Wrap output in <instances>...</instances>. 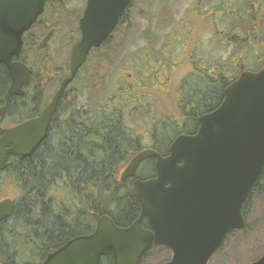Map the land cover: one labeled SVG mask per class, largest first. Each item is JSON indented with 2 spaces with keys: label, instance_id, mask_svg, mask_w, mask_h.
I'll list each match as a JSON object with an SVG mask.
<instances>
[{
  "label": "trees",
  "instance_id": "obj_1",
  "mask_svg": "<svg viewBox=\"0 0 264 264\" xmlns=\"http://www.w3.org/2000/svg\"><path fill=\"white\" fill-rule=\"evenodd\" d=\"M69 1L48 0L45 13L25 34L20 59L33 70L31 83L23 95L10 98L2 121L0 117V136L7 125L40 115L61 80L70 73L69 59L59 62L45 46L60 30L69 11H72V32L67 45L72 47L80 38L78 22L82 9L68 10ZM137 1L131 2L105 42L91 50L62 96L47 137L33 155L24 159L10 156L6 168L0 172V200L4 187L17 192L12 198L13 213L3 221L0 231V264H41L49 252L72 238L92 233L96 227L94 213L110 215L119 226H127L138 218L139 202L128 196L120 174L146 146L142 136L127 123L126 108L130 103L136 104L133 120L148 113L151 106L144 104V100L153 97L155 90L163 91L171 84L172 63L163 59L166 55L176 59L177 54L173 48L167 52L165 48L155 50V41L148 33L157 28V12L152 11L157 8V0H139L150 7V11L141 9L139 15L149 20L144 48L151 60L144 66V72L137 75L136 83L129 84L123 78L117 92H105L117 59L136 41L134 36L140 20L132 8ZM158 2L161 3L159 16L170 14L171 0ZM204 5H210V9L202 11ZM194 7L195 11L207 14L218 41L233 49L226 58L205 57L198 49L197 57L192 55L191 71L181 79L175 96L180 118L162 130L155 126L152 132L150 147L162 154H167L177 135L192 134L198 129V116L218 107L225 88L244 70L264 66V0H226L220 5H215L214 0H194ZM167 20L159 21L158 28L162 26L160 22L167 23ZM179 41L186 48L185 40ZM250 56L256 66L246 63ZM77 82L82 85L79 89L74 86ZM10 84L8 70L0 64V107L6 104ZM79 90L82 94L87 92L86 103L80 102ZM171 128L174 135L168 132ZM152 173L139 175L145 177ZM254 196L264 198V169L243 208L246 219L250 216L247 205ZM250 231L249 225L242 231L245 241ZM225 243L214 256L221 253ZM112 263L110 254L103 257L101 264Z\"/></svg>",
  "mask_w": 264,
  "mask_h": 264
},
{
  "label": "water",
  "instance_id": "obj_2",
  "mask_svg": "<svg viewBox=\"0 0 264 264\" xmlns=\"http://www.w3.org/2000/svg\"><path fill=\"white\" fill-rule=\"evenodd\" d=\"M133 0H86L79 19L81 37L71 49L70 74L65 76L40 115L4 129L0 136V172L10 156H32L47 137L53 115L93 48L113 33ZM47 0H0V64L8 70L10 98L23 95L33 74L21 59L24 35L45 12ZM192 134L177 135L163 155L153 148L138 152L121 172L120 181L137 174L154 158L156 177L137 179L131 197L141 204L129 226L117 225L108 214L94 213L95 230L72 238L51 251L41 264H141L153 245H164L172 257L161 264H208L233 230L247 227L243 206L264 169V66L244 70L224 90L220 105L198 116ZM12 198L0 200V231L13 213ZM147 217L152 230L143 228ZM264 264V254L251 262Z\"/></svg>",
  "mask_w": 264,
  "mask_h": 264
},
{
  "label": "rangeland",
  "instance_id": "obj_3",
  "mask_svg": "<svg viewBox=\"0 0 264 264\" xmlns=\"http://www.w3.org/2000/svg\"><path fill=\"white\" fill-rule=\"evenodd\" d=\"M226 0H214L215 5H220ZM86 0H70L67 4L68 10L84 9ZM161 3L157 0V8L152 11L157 12V28L153 33H148L150 38L155 41V50L165 48L176 52V59L173 56H165L167 60H171V84L165 90H155L153 97L144 100V104H149L151 109L148 113L136 120L131 119L132 113L136 109V104L130 103L126 108L127 123L136 129L139 135L142 136L146 147L153 144L154 127L166 128L170 126V122L178 120L180 117L177 113L176 107V90L181 79L190 73L192 55L197 57L196 50L203 52L205 57L226 58L232 51L233 46L225 45L218 41L214 26L207 19V14H202V11L210 9V5H204L200 12L195 11L194 0H171L170 14L159 16ZM150 7L144 2L137 1L133 9V13L138 15L140 20V27L135 32V42L128 45V47L117 59V63L113 68L111 74L108 76L105 92H117L123 78H127L129 84L136 83V77L144 72V66L148 63L150 53L144 48L147 44L146 31L149 20L140 18V10L145 9L150 11ZM66 13L65 22L60 30L52 39L45 42L48 52L52 53L59 62L69 59L71 47L67 45L68 38L71 36L72 27L70 24V13ZM83 12V10H82ZM162 19H169L168 22L159 24L162 26L158 28V22ZM164 24V25H163ZM154 25H152L153 27ZM38 30V29H37ZM47 31L45 33V37ZM185 40L186 48L182 47ZM153 52V51H152ZM200 54V53H199ZM249 66L254 65L255 60L249 57L246 62ZM254 68V67H249ZM149 84V82H148ZM76 88H81L80 82L74 85ZM80 102L86 103L88 100L87 92L82 94L79 90ZM157 101L160 104L157 105ZM11 125H7L9 127ZM162 130V129H161ZM171 135L175 134L174 129H168ZM140 173L146 174L153 171V161L147 159L140 164ZM139 173V174H140ZM17 195L15 189L11 187H4L1 197L13 198ZM250 207V216L247 218V224L250 226V234L245 241L242 231L233 234L230 239L226 240L221 253L216 254L209 262V264H251L252 261L264 254V198L254 196ZM172 252L167 247L152 248L149 255L142 264H160L163 261L170 259Z\"/></svg>",
  "mask_w": 264,
  "mask_h": 264
},
{
  "label": "flooded vegetation",
  "instance_id": "obj_4",
  "mask_svg": "<svg viewBox=\"0 0 264 264\" xmlns=\"http://www.w3.org/2000/svg\"><path fill=\"white\" fill-rule=\"evenodd\" d=\"M40 20V19H39ZM38 20V21H39ZM37 21V22H38ZM46 37H47V35H46ZM52 99V98H51ZM140 167V166H139ZM153 168H154V170H153V173L152 174H148L147 176H145V177H141L140 175H138V171H139V168H138V171H137V174L134 176V177H130V178H128L125 182H122V184H125V186H124V188L126 189V191H127V193H128V196L129 197H131V190H132V188H133V186H134V182H135V180H137V179H142V180H147V179H151V178H155L156 177V168H155V160H153ZM251 196V195H250ZM249 196V197H250ZM131 198H133V197H131ZM136 199V198H135ZM249 199V198H248ZM247 199V200H248ZM252 199H253V197L251 198V201L248 203V205H247V210L249 211V212H251L250 211V207H249V205L251 204V202H252ZM247 202V201H246ZM246 202H245V204H246ZM245 204H244V206H243V208L245 207ZM139 211L141 212V204L139 203ZM140 212H139V215H140ZM139 217V216H138ZM245 220H246V223H247V219H246V217H245ZM129 225H131V224H129ZM129 225H127V226H129ZM248 225V224H247ZM142 226H143V228H145V229H147V230H152V227H151V224L149 223V220H148V218L147 217H144L143 218V221H142ZM126 227V226H125ZM241 230H233V231H231L228 235H227V237L225 238V240H224V242L226 241V240H228V239H230V237L233 235V234H235L236 232H240ZM223 242V243H224ZM223 245V244H222ZM221 245V246H222ZM157 247H165V246H163V245H153V247L152 248H157Z\"/></svg>",
  "mask_w": 264,
  "mask_h": 264
},
{
  "label": "bare ground",
  "instance_id": "obj_5",
  "mask_svg": "<svg viewBox=\"0 0 264 264\" xmlns=\"http://www.w3.org/2000/svg\"><path fill=\"white\" fill-rule=\"evenodd\" d=\"M259 10V9H258ZM257 10V11H258ZM261 11V10H260ZM259 16V15H258ZM260 18V17H259ZM246 19V18H245ZM244 21V20H243ZM263 21H264V19H263ZM232 23V22H231ZM256 24V23H255ZM264 24V23H263ZM249 25V24H248ZM219 29V28H218ZM229 29V28H228ZM261 33V32H260ZM224 38V37H223ZM177 91V90H176ZM145 92H147V90L145 91ZM148 92H149V90H148ZM182 92V91H181ZM181 94V93H180ZM139 95V94H138ZM139 97V96H138ZM129 99V98H128ZM77 101V100H76ZM206 106V105H205ZM70 113V112H69ZM125 114V113H124ZM6 115V114H5ZM0 117H1V115H0ZM5 117V116H4ZM4 119V118H3ZM3 119H1V121L3 120ZM184 120V119H183ZM11 126H13V125H11ZM10 127V126H9ZM6 128H8V127H5L4 129H6ZM3 134V133H2ZM1 134V135H2ZM118 173V172H117ZM3 175V174H2ZM9 175V174H8ZM4 178V177H3ZM4 181V180H3ZM10 185H11V183H10ZM1 187V186H0ZM118 192V191H117ZM89 209V208H88ZM93 210V209H92ZM47 251V250H46ZM37 258V257H36ZM35 262V261H34Z\"/></svg>",
  "mask_w": 264,
  "mask_h": 264
}]
</instances>
